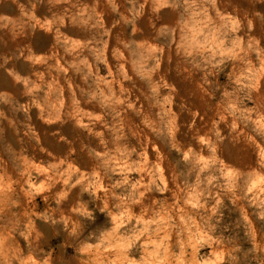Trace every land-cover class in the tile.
<instances>
[{
    "label": "rangeland",
    "instance_id": "rangeland-1",
    "mask_svg": "<svg viewBox=\"0 0 264 264\" xmlns=\"http://www.w3.org/2000/svg\"><path fill=\"white\" fill-rule=\"evenodd\" d=\"M0 27V264H264V0H0Z\"/></svg>",
    "mask_w": 264,
    "mask_h": 264
},
{
    "label": "bare ground",
    "instance_id": "bare-ground-1",
    "mask_svg": "<svg viewBox=\"0 0 264 264\" xmlns=\"http://www.w3.org/2000/svg\"><path fill=\"white\" fill-rule=\"evenodd\" d=\"M6 1H7V0H6ZM99 2H101V1H99ZM101 3H102V2H101ZM93 10H94V9H93ZM96 10H97V9H96ZM83 11H84V10H83ZM83 11H82V12H83ZM34 12H35V11H33V14H34ZM22 13H23V12H22ZM94 13H95V12H94ZM98 13H99V12H97L96 15H98ZM24 14H25V13H24ZM24 14H22V15H24ZM35 14H36V13H35ZM100 14H102V13H99V15H100ZM30 15L32 16V14H30ZM33 18H34V16H33ZM37 19H38V18H37ZM39 21H40V20H39ZM101 21H102V19H101ZM35 22H36V21H35ZM35 22H34V23H35ZM5 24H6V23H5ZM36 24H37V23H36ZM11 25H12V24H11ZM0 28H1V27H0ZM2 29H3V28H2ZM33 29H34V28H33ZM36 30H37V29H36ZM37 31H38V30H37ZM64 42H65V41H64ZM27 50H28V49H27ZM54 55H55V54H54ZM141 56H142V54H141ZM145 57H146V55H145ZM145 57H143V58H145ZM141 58H142V57H141ZM151 58H152V57H151ZM147 61H148V60H147ZM145 62H146V61H145ZM142 63H143V62H142ZM142 63L140 62V64H142ZM144 64H145V63H144ZM147 64H148V63H147ZM146 66H147V65H146ZM135 68H136V67H135ZM142 68H143V67H141V69H142ZM109 74H110V72H109ZM114 74H115V73H114ZM112 75H113V74H112ZM58 83H59V82H58ZM61 90H63L62 87H61ZM62 92H63V91H62ZM115 100H116V99H115ZM115 100H114V101H115ZM118 101H119V103H121L120 100H118ZM111 102H112V101H111ZM109 104H110V103H109ZM117 104H118V103H117ZM115 105H116V101H115ZM116 107H117V106H116ZM115 114H116V113H115ZM117 114H118V113H117ZM117 114H116V115H117ZM83 117H84V116H83ZM84 118H85V117H84ZM79 119H80V118H79ZM78 121H79V120H78ZM77 124H78V123H77ZM80 124H81V123H80ZM87 124H88V123H87ZM121 133H122V132H121ZM231 135H232V134H231ZM226 137H227V136H226ZM232 140H233V139H232ZM261 143H262V142H261ZM231 144H232V143H231ZM242 144H243V143H242ZM258 147H260V146H258ZM263 147H264V146H263ZM214 148H215V147H214ZM219 148H220V147H219ZM263 151H264V150H263ZM212 152H213V151H212ZM262 161H263V163H264V152L262 153ZM189 163H190V162H189ZM194 165H195V164H194ZM196 165H197V164H196ZM204 165H205V164H204ZM213 166H214V164H213ZM196 167H197V166H196ZM217 168H218V167H217ZM156 169H157V168H156ZM212 169H213V168H212ZM212 169H211V170H212ZM157 173H158V172H157ZM200 173H201V172H200ZM213 173H214V172H213ZM224 173H225V172H224ZM140 175H141V174H140ZM198 175H200V174H198ZM205 175H206V174H205ZM209 175H211V174H209ZM226 175H227V174H226ZM198 178H199V177H198ZM234 179H235V178H234ZM233 181H234V180H233ZM239 181H240V180H239ZM234 182H235V181H234ZM231 183H232V182H231ZM238 183H239V182H238ZM240 183H241V182H240ZM231 185H232V184H231ZM238 185H239V184H238ZM239 186H240V185H239ZM240 187H241V186H240ZM235 188H236V187H235ZM236 189H237V188H236ZM225 190H226V189H225ZM212 191H213V190H212ZM238 191H239V190H238ZM171 192H172V191H171ZM175 192H177V191H175ZM242 192H243V191H242ZM173 193H174V192H173ZM178 193H179V192H178ZM203 193H204V192H203ZM239 193H240V192H239ZM176 195H177V194H176ZM174 196H175V195H174ZM105 197H106V196H105ZM114 198H115V197H114ZM129 198H130V197H129ZM173 198H174V197H173ZM122 199H123V198H122ZM139 199H140V198H139ZM163 199H164V198H163ZM165 199H166V198H165ZM165 199H164V200H165ZM220 199H221V198H220ZM102 200H103V199H102ZM137 200H138V199H137ZM105 201H106V199H105ZM127 201H128V200H127ZM140 201H141V200H140ZM162 201H163V200H162ZM165 201H167V199H166ZM121 202H122V201H121ZM123 202H124V201H123ZM168 202H169V199H168ZM4 203H5V202H4ZM104 203H105V202H104ZM137 203H138V202H137ZM160 203H161V202H160ZM162 203H163V202H162ZM178 203H179V202H178ZM178 203H177V204H178ZM120 204H121V203H120ZM126 204H127V203H126ZM157 204H158V203H157ZM102 205H105V204H102ZM155 205H156V204H155ZM164 205H166V204H164ZM206 205H207V204H206ZM208 205H209V204H208ZM210 206H211V205H210ZM124 207H125V206H124ZM105 208H107V207L105 206ZM204 208H205V207H204ZM210 208H211V207H210ZM103 209H104V207H103ZM103 209H102V210H103ZM152 209H153V208H152ZM201 209H202V207H201ZM131 210H132V209H131ZM0 212H1V211H0ZM108 212H109V210H108ZM110 213H111V212H110ZM110 213H109V214H110ZM141 213H142V212H141ZM109 214H108V215H109ZM142 214H143V213H142ZM111 215H112V213H111ZM109 217H110V216H109ZM140 217H141V216H140ZM207 218H208V217H207ZM175 219H176V218H175ZM118 221H119V220H118ZM116 222H117V221H116ZM207 224H208V223H207ZM196 226H197V225H196ZM116 227H118V226H116ZM160 227H162V226H160ZM158 228H159V227H158ZM162 228H163V227H162ZM178 228H179V226H178ZM114 229H115V228H114ZM116 229H117V228H116ZM184 229H185V228H184ZM132 230H133V229H132ZM165 230H166V229H165ZM177 230H178V229H177ZM179 231H180V230H179ZM189 231H190V230H189ZM113 232H114V231H113ZM121 232H123V230H122ZM131 232H133V231H131ZM160 232H161V229H160ZM162 232H163V231H162ZM181 232H182V231H181ZM183 232H184V231H183ZM114 233H115V232H114ZM149 233H150V231H149ZM151 233H152V232H151ZM158 233H159V232H158ZM166 233H167V230H166ZM155 234H156V233H155ZM150 235H151V234H150ZM165 235H166V234H165ZM167 235H168V234H167ZM167 235H166V236H167ZM218 235H219V234H218ZM115 236H117V235H115ZM123 236H124V235H123ZM153 236H154V235H153ZM162 236H163V235H162ZM169 236H170V235H169ZM176 236H177V235H176ZM180 236H181V235H180ZM180 236H179V237H180ZM145 237H146V236H145ZM145 237H144V240L148 239L150 236H149L148 238H146V239H145ZM156 237H157V236H156ZM159 237H161V236L159 235ZM218 237H219V236H218ZM118 238H119V237H118ZM134 238H135V237H134ZM139 238H140V237H139ZM180 238H181V237H180ZM153 239H154V238H153ZM158 239H159V238H158ZM158 239H157V240H158ZM162 239H163V238H162ZM177 239H178V238H177ZM140 240H141V239H140ZM159 240H160V239H159ZM163 240H164V239H163ZM168 240H169V239H168ZM116 241H117V240H116ZM116 241H115V243H117ZM149 241H150V239H149ZM216 241H217V239H216ZM113 242H114V241H113ZM118 242H119V241H118ZM126 242H127V240H126ZM154 242H155V241H154ZM173 242H175V241H173ZM122 243H123V242H122ZM134 243H135V241H134ZM216 243H217V242H216ZM113 244H114V243H113ZM125 244H126V243H125ZM125 244H124V245H125ZM128 244H129V243H128ZM137 244H138V243H137ZM114 245H115V244H114ZM140 245H141V244H140ZM148 245H150V244H148ZM152 245H154V243H152ZM152 245H151V246H152ZM159 245H160V244H158V246H159ZM135 246H136V245H135ZM138 246H139V245H138ZM158 246H157V247H158ZM169 246H170V245H169ZM177 246H178V245H177ZM215 246H216V245H215ZM112 247H113V246H112ZM146 247H147V246H146ZM152 247H153V246H152ZM164 247H166V246H164ZM184 247H185V246H184ZM184 247H183V248H184ZM218 247H219V246H218ZM139 248H140V247H139ZM173 248H174V247H173ZM177 248H179V247H177ZM216 248H217V247H216ZM220 248H221V247H220ZM222 248H223V247H222ZM114 249H115V248H114ZM123 249H124V248H123ZM156 249L158 250V248H156ZM162 249H163V248H162ZM180 249H181V248H179V250H180ZM115 250H116V249H115ZM145 250H146V249H145ZM176 250H177V249H176ZM182 250H183V249H182ZM126 251H127V250H126ZM126 251H125V252H126ZM143 251H144V250H143ZM148 251H150V250H148ZM167 251H168V250H167ZM167 251H166V252H167ZM151 252H153V250H152ZM156 252H157V251H156ZM166 252H164V253H166ZM169 252H170V251H169ZM169 252L166 253V254H171V253H169ZM145 253H146V252H145ZM107 254H108V253H107ZM142 254H143V253H142ZM146 254H147V253H146ZM146 254H145V255H146ZM119 255H120V252L118 253V256H119ZM148 255H149V254H148ZM156 255H157V254H156ZM124 257H125V256H124ZM126 257H127V256H126ZM126 257H125V258H126ZM128 257H129V256H128ZM152 257L155 258V256H153V255H152ZM156 257H157V256H156ZM169 257H170V256H169ZM169 257H168V258H169ZM160 258H162V257H160ZM171 258H172V257H171ZM171 258H170V260H172ZM162 260H164V259H162ZM157 261H158V260H156V262H157ZM160 261H161V260H159V262H160ZM165 261H166V260H165ZM173 262H174V260H173ZM173 262H172V263H173ZM164 263H165V262H164ZM154 264H155V263H154ZM161 264H162V263H161Z\"/></svg>",
    "mask_w": 264,
    "mask_h": 264
}]
</instances>
